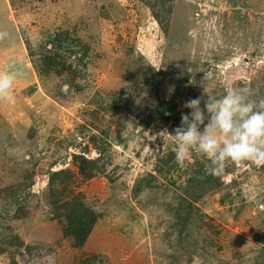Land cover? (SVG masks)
Returning <instances> with one entry per match:
<instances>
[{"label":"rangeland","instance_id":"obj_1","mask_svg":"<svg viewBox=\"0 0 264 264\" xmlns=\"http://www.w3.org/2000/svg\"><path fill=\"white\" fill-rule=\"evenodd\" d=\"M196 93L215 103L185 108ZM90 122L111 129L101 152ZM262 125L264 0H0V167L34 174L0 215V264H264ZM79 142L98 156L63 168L56 213L48 170ZM214 165L180 233L181 192ZM70 204L94 219L86 242L65 234Z\"/></svg>","mask_w":264,"mask_h":264},{"label":"trees","instance_id":"obj_2","mask_svg":"<svg viewBox=\"0 0 264 264\" xmlns=\"http://www.w3.org/2000/svg\"><path fill=\"white\" fill-rule=\"evenodd\" d=\"M63 41L61 35H55L54 39H50L53 44L57 45L60 41ZM224 94L227 93V90H224ZM223 94V95H224ZM199 100H202L205 102L206 105L211 106L215 102L214 98L211 96H204L200 93H196L195 96L189 100L185 101L183 106L185 108H190L191 106H194L195 103ZM188 105V107H187ZM167 102H161L154 104V107L152 111L148 114V118L143 124L144 127H148L151 123L156 121L157 118H163L167 117V111L169 110L167 107ZM216 114V112H212L211 116ZM259 118H263L262 116H259ZM237 122L234 120H231L229 122V131L230 134H234V137L237 136V130L238 125ZM91 127L97 128L96 133L91 134V142L94 145V148L101 152L103 150L104 144H107L110 142V136H111V129H103L100 126L96 125L94 122L89 123ZM251 154L253 152H250L248 157H251ZM227 159V158H225ZM88 160L84 156H78L74 161H83ZM94 161V160H93ZM96 162V161H94ZM174 166L177 164H173ZM172 166V167H174ZM213 168V171L205 176L202 179H197L194 177L193 180H189V183H193L191 185H187L181 192V196L178 200V207H179V214H178V226H179V232L182 233L184 230L187 231L188 224L192 218V212H193V202L197 198L201 196V194L206 191L207 187H213L215 183L220 181L221 176L225 173L224 168H217L216 165L214 167L210 166V169ZM50 181H49V195L51 197V205L52 209L55 210L57 213L58 208H64V204H69V199L62 198L61 193L65 194V187L63 190H58V184L63 185L64 184V177L66 176L67 170L62 169L60 171H52L51 168L48 170ZM33 172L29 171L27 174L23 177H19L18 175H15V178L11 180L9 173L6 172V169L4 166L0 167V215H10L13 212V209L16 208L20 210L19 208H23L27 205L28 199L33 196L32 188L34 184L33 179ZM66 195V194H65ZM60 202V203H59ZM63 203V204H61ZM70 207L72 208V205L70 204ZM66 219H68L69 226L67 227L65 234L66 236H72L75 237L78 241L86 242L88 239L91 231H92V225L94 222V219L91 215L88 213L80 214V211L74 213L73 208L71 209V212L66 215ZM11 238L17 243L18 237L16 234H12ZM19 244V243H18ZM21 245V244H19ZM18 252H21L19 248L17 249ZM7 251L0 248V255L6 254ZM94 260H96V256L94 257ZM18 264V262H16Z\"/></svg>","mask_w":264,"mask_h":264},{"label":"water","instance_id":"obj_3","mask_svg":"<svg viewBox=\"0 0 264 264\" xmlns=\"http://www.w3.org/2000/svg\"><path fill=\"white\" fill-rule=\"evenodd\" d=\"M264 125H262V127L259 129V133L263 132ZM262 140L257 139L254 144H253V160L262 163L264 161V153L263 150L261 149L262 146ZM89 156L91 155V157L96 158L98 156L97 153H93L91 152L89 146L87 145V143L85 142H79L74 146L73 150H70L68 153H65L62 158L60 159V161L55 164L52 167V171H59L62 170L64 167L70 165L78 156ZM237 161L239 163V166L237 168V172L236 175H233L230 180H234L237 176H239L240 174H242L244 171L248 170L251 168L252 165V160L247 159L244 161V158L242 155H239L237 158ZM48 177L45 176L44 179H47ZM37 183V187H41L42 183H43V179H38L36 180Z\"/></svg>","mask_w":264,"mask_h":264}]
</instances>
